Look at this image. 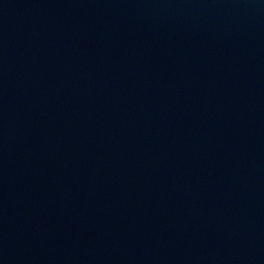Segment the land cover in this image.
<instances>
[{
  "label": "water",
  "instance_id": "95a60500",
  "mask_svg": "<svg viewBox=\"0 0 264 264\" xmlns=\"http://www.w3.org/2000/svg\"><path fill=\"white\" fill-rule=\"evenodd\" d=\"M0 264H264V0H0Z\"/></svg>",
  "mask_w": 264,
  "mask_h": 264
}]
</instances>
